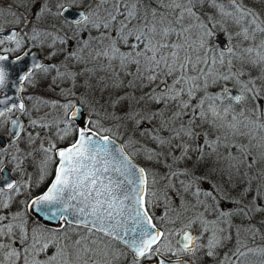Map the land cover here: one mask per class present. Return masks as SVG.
Returning a JSON list of instances; mask_svg holds the SVG:
<instances>
[{
    "label": "snow or ice",
    "instance_id": "6c2138e0",
    "mask_svg": "<svg viewBox=\"0 0 264 264\" xmlns=\"http://www.w3.org/2000/svg\"><path fill=\"white\" fill-rule=\"evenodd\" d=\"M12 3L0 264H264V0Z\"/></svg>",
    "mask_w": 264,
    "mask_h": 264
},
{
    "label": "rangeland",
    "instance_id": "374dc122",
    "mask_svg": "<svg viewBox=\"0 0 264 264\" xmlns=\"http://www.w3.org/2000/svg\"><path fill=\"white\" fill-rule=\"evenodd\" d=\"M30 88H31V91H32V96L36 99H45V100H48V101H52V100H56V99H60L58 93H59V90L57 89L56 91H52L51 88H50V80L47 79V78H39L35 84L33 85H30ZM35 104V99L32 100L30 102V109L33 107V105ZM45 111H54V110H51V109H47V108H41L40 110V114H43V112ZM39 157L37 156V159ZM143 162V161H142ZM144 164V162H143ZM144 166V165H143ZM31 167V166H30ZM32 169V167H31ZM34 171V170H33ZM28 172L31 174V171L28 167ZM33 173V172H32ZM130 259V257H129ZM210 264L209 261H207L206 259H203L201 261V264Z\"/></svg>",
    "mask_w": 264,
    "mask_h": 264
},
{
    "label": "flooded vegetation",
    "instance_id": "af4514ba",
    "mask_svg": "<svg viewBox=\"0 0 264 264\" xmlns=\"http://www.w3.org/2000/svg\"><path fill=\"white\" fill-rule=\"evenodd\" d=\"M17 2H18V0H17ZM0 5H3L5 8H7L8 6H11V7H13L14 9L16 8V5L15 4H13L12 3V0H0ZM20 11L21 12H24V9H20ZM41 55H43V53H40ZM61 87H66L65 85H61ZM21 95H23L24 97H25V99L27 98V96H32V91H31V88H30V85L29 86H27V88H26V90H25V92L24 93H22ZM59 95V94H58ZM30 102L31 101H28L27 99H26V104L28 105V107L30 106L29 104H30ZM30 108V107H29ZM18 115V114H17ZM13 118H15V117H13ZM0 138H4V139H6L7 138V132H6V130H4V129H0ZM29 167V169H30V171H31V173L33 172H35V169L32 167V169H31V167L30 166H28ZM34 170V171H33ZM33 191L34 192H36V191H40V189H33Z\"/></svg>",
    "mask_w": 264,
    "mask_h": 264
},
{
    "label": "trees",
    "instance_id": "16d2710c",
    "mask_svg": "<svg viewBox=\"0 0 264 264\" xmlns=\"http://www.w3.org/2000/svg\"><path fill=\"white\" fill-rule=\"evenodd\" d=\"M144 164H143V162L141 161V166H143ZM43 187V186H42ZM253 259H255V258H253ZM207 260V259H206ZM207 261H209V263L210 264H212V262L210 261V260H207ZM198 264H201V262H198ZM203 264V263H202Z\"/></svg>",
    "mask_w": 264,
    "mask_h": 264
}]
</instances>
